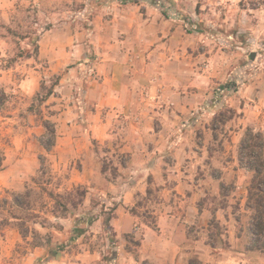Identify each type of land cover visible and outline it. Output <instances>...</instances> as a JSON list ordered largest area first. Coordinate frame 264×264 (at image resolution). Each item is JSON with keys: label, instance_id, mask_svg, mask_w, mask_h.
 Segmentation results:
<instances>
[{"label": "crops", "instance_id": "1", "mask_svg": "<svg viewBox=\"0 0 264 264\" xmlns=\"http://www.w3.org/2000/svg\"><path fill=\"white\" fill-rule=\"evenodd\" d=\"M100 18L94 16V30L78 29L59 48L69 58L68 46L75 47L92 72L81 88L80 126L60 138L61 155L80 160L73 181L87 187L91 200H101V210L91 212L112 215L108 226L102 214L81 225L87 234H100L105 245L85 248L73 264H187L192 256L204 264H264V253L246 251L238 230L255 177L242 155L246 133H259L264 143V53L252 58V67L243 57L229 63L215 48H180L178 31L172 48L155 46L158 37L149 47V28L156 29L149 19L135 17L125 28L108 23L100 31ZM46 39L39 43L41 58L47 57ZM17 70H0V86L6 90V73ZM21 83L29 93L37 90L31 77ZM228 83L241 88L231 95ZM224 108L236 114L217 125ZM94 141L104 155L92 149ZM7 164L0 182L21 192L6 179ZM146 215L154 216V226L142 221ZM213 222L223 234L211 243ZM192 231L198 236L192 238ZM129 238L138 244L133 250ZM33 252L49 257L44 247ZM68 256L59 264H68Z\"/></svg>", "mask_w": 264, "mask_h": 264}, {"label": "rangeland", "instance_id": "2", "mask_svg": "<svg viewBox=\"0 0 264 264\" xmlns=\"http://www.w3.org/2000/svg\"><path fill=\"white\" fill-rule=\"evenodd\" d=\"M96 15H101L100 31L108 23L111 28L119 27V24L125 28L129 25L126 22L139 16L154 22L156 29L149 28V47H154L152 38L158 37L161 41L155 46L163 43L172 48L177 44L171 36L178 31L176 38L180 41V48L188 47L189 43L191 47L195 45L196 53H204L203 48H215L226 53L229 63L243 57L247 66L252 67V55H255V60L258 53H264V0H0V70L18 68L14 73H6L7 89L0 86V149L8 163L6 179L22 189L16 192L13 188H4L0 182V201L30 189L36 209L41 213V217L35 220L38 223L30 224L41 237L28 233L24 240L14 224L0 225V264H59L66 254L69 255L67 263L73 264L77 254L85 248L101 249L105 245L104 238L101 240L100 234L92 229L87 230L88 234L72 239L79 220H89L92 225L102 214L105 226H108L112 218L110 211L102 210L103 213L91 215L92 207L101 205L98 197L91 200L86 195L84 202L77 209L70 207L64 217L61 205L66 202H52L41 189L44 186L55 193H70L76 202L79 197L75 190L78 187L87 190L86 186L73 181L80 169V160L61 155L60 148L64 144L60 138L80 126L84 105L81 88L87 74L91 76L92 72L84 66L85 61L76 54L75 47L68 46L69 58L59 48L67 44V38L78 29L94 30L91 22ZM44 37L48 42L44 46L47 57L41 58L39 43ZM141 44L144 47L145 39ZM251 73L249 70L248 74ZM27 77L34 81L35 93L18 87ZM229 85L231 95L241 88L235 83ZM50 91L53 93L49 96ZM235 114L230 108L222 109L216 119L217 125L229 122ZM45 121L54 123L57 132L56 145L50 152L41 145V141H45ZM258 135L255 131L246 133L242 155L246 165L262 171L264 177V143L262 136ZM225 139L228 137H222ZM92 145V149L104 155L100 144L94 141ZM103 157L107 166V159ZM109 170V174L114 176L116 170ZM32 171L35 173L28 174ZM89 193L93 191L89 190ZM39 194H44L42 200ZM2 213V217H10L7 211ZM250 216L247 209L239 216L238 230L244 236L246 246L249 244L247 228ZM142 221L150 226L155 224L152 215H146ZM82 224V221L77 223V227L81 228ZM210 230L211 243L221 238V226H211ZM96 235L97 239L94 238ZM191 236L195 238L198 235L192 231ZM47 241L54 250L59 248L53 257L55 262L52 255H34V245ZM129 243L133 250L135 241L130 238ZM194 259L200 261L192 256L187 264ZM95 264L101 263L97 260Z\"/></svg>", "mask_w": 264, "mask_h": 264}, {"label": "trees", "instance_id": "3", "mask_svg": "<svg viewBox=\"0 0 264 264\" xmlns=\"http://www.w3.org/2000/svg\"><path fill=\"white\" fill-rule=\"evenodd\" d=\"M52 91L49 92V96L52 95ZM44 128L46 130V134L43 135L45 139L41 141V145L43 148L50 152L56 145L57 132L54 123L50 121L44 122ZM257 137H260L258 135ZM261 138V137H260ZM5 154L2 149H0V172L4 170V162H5ZM43 159V158H42ZM44 161L42 160V164ZM255 177L252 181V184L249 189L247 210L251 212V216L249 218L247 232L249 235V244L247 243L246 251H256L264 253V177L262 176V171H259L257 168L254 169ZM42 193H45L47 198L52 202L60 204L63 200L66 203H62L61 208L63 210V216L66 217L69 211V208L72 207L77 209L85 200L87 190L78 187L75 190L76 195L79 197V201L76 202L74 200V195L68 194L63 195L60 193H55L53 191H49L46 187L42 186ZM44 194H39V199L42 200ZM44 204V203H43ZM46 204V203H45ZM2 211H7L10 217H2ZM20 212L22 214L16 213ZM93 212L91 213V215ZM54 217H57L55 213H52ZM41 217L40 211L36 209V201L33 199L32 192L30 189H27L25 193L21 194H11L10 199L6 198L0 201V225L8 226L14 224L18 229L20 235L24 240H26L28 233H31L34 237H41L40 233L31 227L30 224H37L36 219ZM85 225H90L91 222L79 220L77 223L81 222ZM76 227L74 229V239L75 237H80L85 233V229L82 227ZM220 226L219 223L213 222L211 226ZM43 227V225H42ZM80 228V229H79ZM130 239V238H129ZM129 241V240H128ZM133 241V240H132ZM138 244L136 243V246ZM36 247H44L48 250L49 255L51 257H56L58 254L59 248L56 247V250L50 245V241L45 243L36 244ZM190 264H203L201 261L193 260Z\"/></svg>", "mask_w": 264, "mask_h": 264}, {"label": "water", "instance_id": "4", "mask_svg": "<svg viewBox=\"0 0 264 264\" xmlns=\"http://www.w3.org/2000/svg\"><path fill=\"white\" fill-rule=\"evenodd\" d=\"M252 57L254 58V57H255V55H252Z\"/></svg>", "mask_w": 264, "mask_h": 264}]
</instances>
